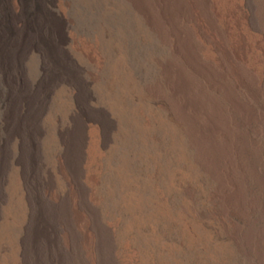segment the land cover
I'll return each instance as SVG.
<instances>
[{"label": "rangeland", "instance_id": "rangeland-1", "mask_svg": "<svg viewBox=\"0 0 264 264\" xmlns=\"http://www.w3.org/2000/svg\"><path fill=\"white\" fill-rule=\"evenodd\" d=\"M238 1L250 17L247 0ZM183 2L53 0V7L43 9L50 32L42 35L53 65L43 53L26 48L18 62L0 60V264H264V246L255 252L243 244L234 225L245 222L221 213L183 128L168 115L180 100V76L190 78L185 35L203 57L216 61L192 19L182 14ZM0 5L4 44L21 34L12 1ZM23 7L31 8L29 0ZM250 57L264 78V56ZM187 91L192 96L193 90ZM132 194L136 199L130 204ZM87 199L96 209L97 225L109 230V243L100 232L101 257L84 235L90 234L88 224H77L72 215L78 208L73 202ZM262 212L252 214L257 228L264 225Z\"/></svg>", "mask_w": 264, "mask_h": 264}, {"label": "bare ground", "instance_id": "bare-ground-1", "mask_svg": "<svg viewBox=\"0 0 264 264\" xmlns=\"http://www.w3.org/2000/svg\"><path fill=\"white\" fill-rule=\"evenodd\" d=\"M10 1H12L13 5H14V8H13L14 9V15H12L14 20H15L14 24L16 26V29L19 31V34H21V37L18 39L16 37H13V38L11 37L12 39L9 38L6 43H4V44L0 43V60H2V62L5 63V65L8 64L9 59L11 61L13 60V62H18L19 60H21L20 58L24 53V52L22 53V51L26 48L25 50L27 52L33 51V52H37L40 54L43 53L46 57V60H49L51 62V64L53 65L54 58L52 56V53L50 52L52 49L49 48L50 45L49 46L45 45L44 39L42 37L44 30L45 31L48 30L46 28L47 27L46 26L47 17H46V14H44L46 12H43V9L45 7L48 8V6H49V8L53 7V5L55 4V3L52 4L53 0H51L52 2L49 0H29V3L31 4V8H29V10H27V12L25 11V8L23 7V4L25 3L26 0H10ZM183 1L184 2H183L182 7H181L182 8V14L185 15V13H186V15H188V17L192 19V20L191 19L190 20L194 22V24L198 30L200 38L203 40V42H206L208 44V46H209L208 49H210L211 53L213 52L215 54V60L216 61L213 62V60H209L206 57H203L200 50L195 49V47L192 45L191 37L189 36V34L185 35L184 41L187 42L186 43L187 50L184 52V57L186 58L187 65L189 66L188 70L190 71V78H188L189 76L186 77L185 74H184V76L182 75L183 77L180 76V78H179L180 81L176 85V88H177V92H176L177 95L176 96H179L180 100H178L177 103L174 102L175 104H172L168 108V110H167L168 115H170L172 121H174L178 126L183 128L184 133H185L186 138H187V141H188V146H190V149H192L193 156L192 155L191 156L193 157V160L197 164V166L201 169V171L204 173V175H206L208 177L209 181L212 183L213 198L217 202L221 213L224 216H228L231 213H234L240 219H242L245 222V226L235 224L234 225L235 226V232L238 233L239 236H241V238H240V239H242L241 241L243 242V244L246 247L249 248V250H252L255 252H260V250L264 246V225H263V227H260V228L255 227V225L252 224V214L254 212H257V211L262 212L264 210V80H263L264 78L260 77L257 70L255 69V66L250 62V58H251L250 56H252L253 53L254 54H261L264 56V0H247V2H248L247 8H249V11L252 14L250 17H247L242 12V10H241L242 2L240 3L238 0H183ZM5 9H8V8H5ZM9 10H11V9H9ZM46 11H48V10H46ZM51 11H53V10H51ZM18 13H21V16ZM49 13H51V12H49ZM5 17H7V16H5ZM13 18H12V20H13ZM48 18H49V16H48ZM50 21H49V23H50ZM50 27H51V25H50ZM62 28H60V29L62 30ZM49 30H48V32H50ZM61 32H64V31H61ZM61 32H60V34H61ZM27 33H29L28 37H27ZM9 34H10V32H8V35ZM9 37H10V35H9ZM47 40L48 39H46V41ZM73 41H74V39H73ZM9 42H11V43H9ZM64 44H66V43H64ZM182 61L184 62V60H182ZM12 64H14V63H12ZM98 66H100V63L98 64ZM66 67H67V65H66ZM69 71H70V69H69ZM41 72L44 73L43 71H41ZM100 72H101V70H100ZM13 73H14V70H13L12 74ZM74 74H76V73H74ZM15 75H16V73H15ZM19 75L20 74H18V76ZM22 75H23V73H22ZM60 75H62V74H60ZM7 76H8V74H6V77ZM78 80H80V78ZM45 82H47V81H45ZM48 82H49V80H48ZM50 83H52V82H50ZM47 84H49V83H47ZM50 86H52V84ZM51 88H54V87H51ZM189 88L193 90V91H191L192 96H189L186 93V92H188L187 89L190 90ZM64 91H65V89H64ZM145 91H147V90H145ZM84 94L85 93H83V95ZM162 94H164V93H162ZM86 95H87V93H86ZM89 96H91V95H89ZM76 97H75V99H76ZM81 102H84V101H82V99H81ZM7 103H9V102H7ZM79 105H80V103H79ZM28 108H29V106H28ZM76 109H75V111L77 112ZM164 109L165 108H163V110ZM31 110H30V113H31ZM28 111H29V109H28ZM25 113H28V112H25ZM80 113H82V112H80ZM67 114L69 115V113H67ZM27 115H29V114H27ZM71 118H72V116H71ZM77 119H79V118H77ZM80 121H82V118ZM83 121H85V120H83ZM15 123H17V122H15ZM32 127H34V126H32ZM26 129H27V127H26ZM68 131H69V129H68ZM106 132H107V130H106ZM183 137H184V135H183ZM77 138H79V137H77ZM73 154H74V152H73ZM192 157H191V159H192ZM70 174H72V173H70ZM72 177L70 176V178H72ZM181 180L179 181L180 184L183 183ZM123 182L124 181H122V183ZM174 182H175V180H174ZM70 183H71V181H70ZM174 184L176 185V183H174ZM252 184L256 187V190L252 189ZM133 186H134V184H133ZM82 188L85 192L88 191L87 188L83 185H82ZM82 188H80V189L82 190ZM144 189H148V187L145 186ZM185 190L187 191L188 194H190V196L192 195L188 185H187ZM135 191H136V189H135ZM144 191L148 192V190H144ZM134 197L136 199V196L133 195L128 200V203H130V204L135 203ZM73 199H75V198L73 197ZM60 200H62V198ZM148 200L151 201L152 197L148 196ZM52 201H54V200H52ZM75 201H76V199H75ZM142 202H144V201H142ZM57 203H59V202H57ZM69 203L71 204V202H69ZM69 203H67V204H69ZM73 203L78 205L77 210L76 209L73 210V213H72V215H74L73 219L75 220V222L77 224H83L85 222L88 224L85 226L90 229V234L86 233L84 235L85 236L89 235L88 237L92 238V240L94 241L95 248L97 249L98 256H99V254H101L102 250H104L103 244L100 243V242H102L103 238L105 239V237H106V241H107V243H109V240H107V236H105L106 234L108 235L109 230H108L107 226L105 227V226H101V225L98 226L97 225L98 221L96 220V216H94V215H96L95 214L96 209L94 210L93 206L91 205L90 199H87L86 203L81 201V200L79 203L78 202H76V203L73 202ZM136 203H138V205H136V206L138 208H140L139 204L141 202L136 201ZM50 204H52V203H50ZM70 204H69V206H70ZM142 204L145 205L144 203H142ZM148 204H150V203H148ZM60 205L62 207H64L63 203ZM55 206H56V204H55ZM156 206H157V204H156ZM62 207H58V208H62ZM126 208H130V207H126ZM63 210H65V209H63ZM99 212H97V213H99ZM68 214H71V212H69ZM48 216L50 217V215H48ZM58 216H59V214H58ZM62 216H63V214H62ZM87 217H89L91 221L86 220L85 218H87ZM137 217L135 216V218H137ZM53 219H55V218H53ZM67 219H69V218H67ZM100 219H101V217H100ZM133 219H134V217H133ZM61 221H63V219ZM68 223H70V222H68ZM90 223H91L92 227L89 226ZM62 224H63V222H62ZM129 224H131V223H129ZM54 226H55V224H54ZM81 226H83V225H81ZM64 227H66V226L64 225ZM55 228H56V226H55ZM57 228H58V226H57ZM59 229H60V227H59ZM79 230H80V228H79ZM132 230H133V228H132ZM101 231L104 232L102 239H101L102 236H100ZM61 235H62V233H61ZM66 235H68V234H66ZM50 237L52 238L53 236L51 235ZM62 238H64V237H62ZM77 238L78 237H76V239ZM38 239H40V237ZM81 239H83V238H81ZM108 239H109V237H108ZM75 240L73 238V241H75ZM79 241H80V239L78 240V243H79ZM93 241H91V242H93ZM82 242H83V240H82ZM55 243L57 244V242H55ZM66 244H67V242H66ZM76 245H78V244H76ZM82 246L84 247V245H82ZM68 247H70V246H68ZM110 248H112V247H110ZM77 251L79 252L80 250H77ZM35 254H36V252H35ZM75 255H78V254L75 253ZM105 255H107V254H105ZM99 257H101V256H99ZM110 258H112V257H110ZM30 259H31V257H30ZM52 261H54V260H52ZM97 261H98V259H97ZM62 263H64V262H62ZM42 264H44V263H42ZM48 264H49V262H48ZM103 264H104V262H103Z\"/></svg>", "mask_w": 264, "mask_h": 264}]
</instances>
